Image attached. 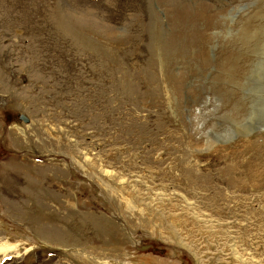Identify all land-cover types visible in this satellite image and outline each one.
Wrapping results in <instances>:
<instances>
[{
	"label": "rangeland",
	"instance_id": "rangeland-1",
	"mask_svg": "<svg viewBox=\"0 0 264 264\" xmlns=\"http://www.w3.org/2000/svg\"><path fill=\"white\" fill-rule=\"evenodd\" d=\"M0 264H264V0H0Z\"/></svg>",
	"mask_w": 264,
	"mask_h": 264
},
{
	"label": "bare ground",
	"instance_id": "bare-ground-1",
	"mask_svg": "<svg viewBox=\"0 0 264 264\" xmlns=\"http://www.w3.org/2000/svg\"><path fill=\"white\" fill-rule=\"evenodd\" d=\"M127 205V204H126Z\"/></svg>",
	"mask_w": 264,
	"mask_h": 264
}]
</instances>
